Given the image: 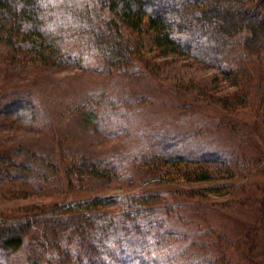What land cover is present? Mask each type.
<instances>
[{"label": "rangeland", "instance_id": "1", "mask_svg": "<svg viewBox=\"0 0 264 264\" xmlns=\"http://www.w3.org/2000/svg\"><path fill=\"white\" fill-rule=\"evenodd\" d=\"M64 34L65 47L86 53L81 33ZM142 35L135 36V57L144 71L113 65L98 53L85 67L0 58V157L26 163L7 170L0 162V219L47 212L57 203L156 191L173 205L174 226L184 231L179 244L183 238L198 243L196 251L220 248L239 264L250 253L247 264H264V108L250 98L232 109L217 102L238 90L263 92L264 60L245 69L239 52H231L221 66L208 67L161 53ZM22 96L35 110L8 109ZM170 135L185 137L188 161L181 165L160 144ZM208 148L229 152V168L194 160ZM70 154L93 160L100 177L70 180ZM201 170L209 180L199 179Z\"/></svg>", "mask_w": 264, "mask_h": 264}, {"label": "trees", "instance_id": "2", "mask_svg": "<svg viewBox=\"0 0 264 264\" xmlns=\"http://www.w3.org/2000/svg\"><path fill=\"white\" fill-rule=\"evenodd\" d=\"M66 32L69 38L81 33L86 45L80 49L86 55L65 47ZM147 33L161 53L218 67L231 52H239L246 69L245 63L255 58L264 60V0H0V58L29 66L85 67L91 54L98 53L113 65L131 63L144 71L143 65L137 66L141 61L135 57V36ZM247 98L264 108V90L255 95L238 90L217 102L232 109ZM7 107L35 110L25 96ZM180 137L160 140L166 158L179 165L188 161L185 137ZM201 152L194 160L206 158L229 168V152ZM66 159L72 181L101 175L91 159L74 154ZM0 162L7 170L26 164L5 156ZM47 164L57 168L54 162ZM195 173L200 180L210 179L208 171ZM183 174L188 176V170ZM161 196L145 190L52 204L47 212L0 219V264H239L220 248L196 251L198 243L188 245L183 238L179 244L184 231L174 226L169 213L173 205L162 202ZM215 239L222 244L224 237L218 234ZM252 256L247 253L242 264Z\"/></svg>", "mask_w": 264, "mask_h": 264}]
</instances>
